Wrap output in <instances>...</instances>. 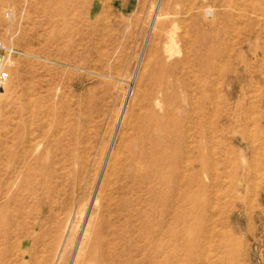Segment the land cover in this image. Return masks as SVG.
<instances>
[{
  "label": "rangeland",
  "instance_id": "374dc122",
  "mask_svg": "<svg viewBox=\"0 0 264 264\" xmlns=\"http://www.w3.org/2000/svg\"><path fill=\"white\" fill-rule=\"evenodd\" d=\"M190 1L0 0V264H264V0ZM166 111L178 209L124 228Z\"/></svg>",
  "mask_w": 264,
  "mask_h": 264
},
{
  "label": "bare ground",
  "instance_id": "6f19581e",
  "mask_svg": "<svg viewBox=\"0 0 264 264\" xmlns=\"http://www.w3.org/2000/svg\"><path fill=\"white\" fill-rule=\"evenodd\" d=\"M46 1L50 6L54 7L57 5L55 7L57 11H59L60 9L64 10L65 7L66 9L69 8L72 2V0H46ZM198 1L199 0H191L189 3L191 5H194ZM210 11L211 10L208 9L206 15H208ZM167 49H168V46H167ZM172 53H173V50H172ZM168 57H170V54ZM166 71L173 72L172 69H166ZM183 118L184 119L182 120L178 119L175 115H173V113H169L168 111H166L164 116L153 117L151 121L146 125V135L144 139L142 140V143L144 145L141 148L138 159H135V162H134L135 170L137 169V171H142V173L139 172V174L135 176L133 179L136 182L134 186L135 187L134 191L136 193H139V192L143 193L142 195L141 194L137 195L135 199L136 202L138 203L141 202L142 207L143 206L148 207L150 210L149 212H142V208H135L132 204V201L126 196H124L123 202L118 204V209L120 210V212L117 213L115 216V218L119 219L120 221H123V220L127 221V222H124L123 224L124 228L125 226H128L131 220L135 218L137 221L140 222V224H142V221L144 220H145L144 224H148V222L150 223L151 222L150 219L152 218L151 216H153L151 214H154V215L158 214L160 219L158 220L157 223L159 225H162L164 209L163 208L159 209L158 206L159 205L163 206L164 204L167 203V194L169 193L172 196L171 202L173 204V207H175L176 208L175 211H177L178 204H179V198H180L179 197L180 196V182L182 180V176L179 173V169L182 163V157H180V154L179 152H177V149L180 148L181 146L180 144L182 141L181 140L179 141L176 139L173 140L171 139V136L173 133L175 132L179 133L182 130V126L184 122L189 117H186V118L183 117ZM162 134L164 135L162 136ZM163 142L164 143L166 142L167 144L170 143L171 145L174 146V149H176V151L173 152L171 156H168L167 149H166V147L168 146L164 147L162 145ZM113 164L110 167V173L107 175L108 177L113 171V167H114ZM138 167L140 168V170ZM140 173L142 174L141 176H140ZM108 177H106L107 188H109L111 185ZM192 177L194 179V173H192ZM123 178L126 180L127 178H132V177L129 175H125ZM101 181H103V179ZM168 182L171 184L170 189L168 191L161 190V188L167 185ZM124 211L126 212L125 214H123ZM148 217H149V220H147ZM90 222L91 220L88 221L89 223L88 227L85 229V232H83L84 236L87 235V233L89 232ZM158 233L161 239L162 228L158 231ZM124 239L125 238H123V241ZM123 248L124 250H127L126 246ZM82 249L83 247L81 244V248L77 256L74 258L73 264H85V259L83 257L84 252H82Z\"/></svg>",
  "mask_w": 264,
  "mask_h": 264
},
{
  "label": "built area",
  "instance_id": "2783aa9c",
  "mask_svg": "<svg viewBox=\"0 0 264 264\" xmlns=\"http://www.w3.org/2000/svg\"><path fill=\"white\" fill-rule=\"evenodd\" d=\"M5 52L6 48L3 44L2 41H0V83L3 78V68H4V63H5Z\"/></svg>",
  "mask_w": 264,
  "mask_h": 264
}]
</instances>
